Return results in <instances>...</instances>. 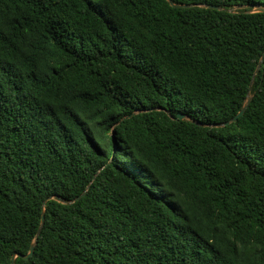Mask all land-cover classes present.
<instances>
[{"label":"trees","instance_id":"1","mask_svg":"<svg viewBox=\"0 0 264 264\" xmlns=\"http://www.w3.org/2000/svg\"><path fill=\"white\" fill-rule=\"evenodd\" d=\"M171 1L0 0V264H264V0Z\"/></svg>","mask_w":264,"mask_h":264},{"label":"water","instance_id":"2","mask_svg":"<svg viewBox=\"0 0 264 264\" xmlns=\"http://www.w3.org/2000/svg\"><path fill=\"white\" fill-rule=\"evenodd\" d=\"M167 2L172 7H186V5L174 4V3H172L171 0H167ZM203 6L204 7H207V8L220 9L219 7L211 6V5H203ZM241 7H246V6H241ZM249 12H264V7L257 5V6H254L252 8V10H250ZM263 57H264V50H263V52L261 54V57L259 59V62L257 63V66H256L257 68L260 66V61L262 60ZM250 99H251V96L250 95L247 96L246 99L244 100V102L242 103L239 111L233 117H231L230 119H228L226 122H224L222 124H216V126L227 125L229 123H232V122L236 121L239 117H241L243 115V113H244V111H245V109H246V107H247ZM129 116H131V114L128 115L127 117H129ZM184 117L185 116L183 114L177 113V115H176V117L174 119H183ZM84 193H85V191L81 195H79L78 197H76L75 199L70 200V201H67V202H64V203H72L74 200L79 199ZM49 198H51V197H48L47 199H49ZM60 201L63 202V200H61V199H60ZM44 205H45V201L42 202V207H44ZM43 220H44V208H42V210H41L40 225H39V228L37 230V234H38V232H39V230H40V228H41V226L43 224ZM33 247H34V242H32L29 245V249H28L27 253H25V254H20V253H14V254H12V256H11V264H13V260H14L15 257H19L21 259H28L32 255V253H33Z\"/></svg>","mask_w":264,"mask_h":264}]
</instances>
